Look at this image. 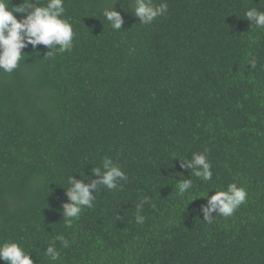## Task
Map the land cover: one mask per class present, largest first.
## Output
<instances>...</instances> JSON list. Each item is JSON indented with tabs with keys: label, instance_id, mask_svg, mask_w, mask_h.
Segmentation results:
<instances>
[{
	"label": "trees",
	"instance_id": "obj_1",
	"mask_svg": "<svg viewBox=\"0 0 264 264\" xmlns=\"http://www.w3.org/2000/svg\"><path fill=\"white\" fill-rule=\"evenodd\" d=\"M113 2L65 0L72 49L44 59L49 49L29 45L16 70L0 72V243L21 244L34 264H49L57 234L70 246L55 264H264V30L244 20L264 3L153 0L168 11L143 25L117 0L124 24L114 31L102 15ZM199 152L211 181L180 167ZM104 157L127 182L102 188L66 228L68 176L96 179ZM188 178L182 199L177 183ZM231 183L246 202L204 222L207 193Z\"/></svg>",
	"mask_w": 264,
	"mask_h": 264
},
{
	"label": "clouds",
	"instance_id": "obj_2",
	"mask_svg": "<svg viewBox=\"0 0 264 264\" xmlns=\"http://www.w3.org/2000/svg\"><path fill=\"white\" fill-rule=\"evenodd\" d=\"M115 2L102 9V15L114 31H121L124 19L120 12L115 10ZM264 3V0H260ZM11 4V2H10ZM128 6L132 13L143 25L151 24L156 18L163 16L168 11V4L153 3V0H128ZM121 8L124 5L121 4ZM65 0H47L41 6L39 0H23L19 6H9V0H0V72L11 74L21 62L23 50L29 45L36 49L37 45H44L49 49L44 59H54L56 55L70 51L73 47L74 30L70 18H65ZM16 14H22L17 17ZM244 16L251 28L264 30V10L257 7L246 9ZM251 69L257 67L256 58L248 62ZM177 161V160H175ZM180 167L190 170L191 175L200 178L204 182L213 178L212 164L206 152L193 153L191 159L178 160ZM90 176L81 175L76 179L74 175L68 176L64 189L67 202H62L60 214L64 219L66 228L72 227L74 219L78 218L85 208H92L98 192L102 188L109 191L122 188V182H127L128 176L121 166L110 157H104L97 167H92ZM91 180L90 183L85 181ZM178 185V196L182 199L190 194L193 189L191 178L181 179ZM207 193V205L201 206L203 220L211 223L216 216L231 217L240 205L247 200L248 193L244 187H238L236 183L227 185L226 190L214 191L209 196ZM151 199L143 196L135 206V222L143 224L145 217L142 215L144 205L150 204ZM216 216L213 217L212 213ZM69 241L63 234H57L46 245L43 251L49 264L61 260V249L68 248ZM21 244L14 241L0 243V261L4 264H34Z\"/></svg>",
	"mask_w": 264,
	"mask_h": 264
}]
</instances>
